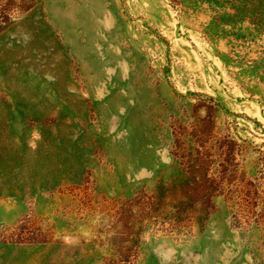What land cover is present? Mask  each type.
<instances>
[{"label":"rangeland","instance_id":"obj_1","mask_svg":"<svg viewBox=\"0 0 264 264\" xmlns=\"http://www.w3.org/2000/svg\"><path fill=\"white\" fill-rule=\"evenodd\" d=\"M0 264H264V0H0Z\"/></svg>","mask_w":264,"mask_h":264}]
</instances>
